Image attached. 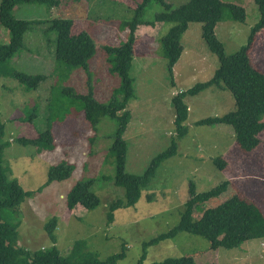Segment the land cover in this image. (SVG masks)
Returning <instances> with one entry per match:
<instances>
[{"label":"rangeland","instance_id":"1","mask_svg":"<svg viewBox=\"0 0 264 264\" xmlns=\"http://www.w3.org/2000/svg\"><path fill=\"white\" fill-rule=\"evenodd\" d=\"M221 1L241 7L245 13L244 23L224 21L215 26L214 34L222 43L224 53L231 55L246 43L259 13L252 0ZM136 2L138 0H59V5L53 8L19 4L12 11V15L21 20H71L72 32L86 31L95 48L88 64V86L79 68L70 71L63 67L57 76H50L55 66V34L49 32L42 40L41 29L36 27L32 33L25 34V49L15 54L10 67L28 75L50 77L36 90L26 92L15 79L0 76V117L6 143L3 167L8 179H16L25 192H30L17 214L20 223L17 247L31 252L50 248L53 244L44 226L54 218V246L62 256L69 254L75 242L82 241L86 251L99 260L122 250L124 258L118 264H137L142 255H145L143 264L182 256L192 257L195 264H264V239L247 241L232 250H210L205 239L179 233L172 239L144 247L179 223L189 199L190 182L197 193L229 182L220 196L192 208V220L232 196L255 204L264 218V130L258 135L259 144L246 153L236 145L231 127L195 125L201 119L220 117L235 109L228 91L211 87L197 95L186 96L188 116L183 125L187 133L181 139L175 137L172 96L208 81L218 67L217 57L201 38V24H190L181 37L183 51L173 67V84L160 45L161 37L171 24L141 26L135 32L129 71L134 97L127 106L131 119L123 135L127 144L125 170L141 176L151 160L172 141L177 151L156 169L150 183L140 189L134 206L111 208L113 202H125V190L111 181L112 158L107 155L116 123L103 118L96 131H92L83 119L81 102L75 96L91 91L96 101H109L120 80L116 73L110 72V55L106 48H115L127 41L129 31L122 28V23L132 18ZM166 2L176 8L188 0ZM158 12L161 7L151 3L144 20H153ZM8 41L9 33L0 25V44ZM250 60L264 73V30L256 37ZM47 128L53 134L54 147L50 152L38 153L33 145L16 143L20 137L34 139ZM90 138H94L92 143ZM215 158L226 162L223 170L213 164ZM62 161L73 166L70 177L45 185L49 167ZM86 181H91L90 190L98 197L99 204L92 210L79 205L68 209L67 193L77 182ZM108 215L112 217L110 224Z\"/></svg>","mask_w":264,"mask_h":264},{"label":"trees","instance_id":"2","mask_svg":"<svg viewBox=\"0 0 264 264\" xmlns=\"http://www.w3.org/2000/svg\"><path fill=\"white\" fill-rule=\"evenodd\" d=\"M79 1V0H76ZM257 6L258 21L250 29L246 43L238 51L226 55L222 43L214 34L215 26L224 21L235 23L245 22L244 10L234 4H225L221 0H188L185 4L173 8L166 0H138L132 9L133 16L122 23V28L129 31L128 39L115 48H106L110 55V72L116 73L120 83L113 90L107 103L96 101L91 91L86 95L75 96L81 102L84 121L92 131L101 119L108 118L116 123L109 147L108 158H112L114 186L125 190V202H113L111 208L132 207L139 197L140 189L147 186L153 178L156 169L167 159L176 155V143L172 141L169 147L157 154L141 176L126 172L127 144L123 138L131 114L127 109L128 103L134 97L133 80L129 75L134 56L136 42L135 32L141 26H154L157 23H168L171 27L160 39L162 56L166 60L168 76L173 84V67L179 60L183 47L181 37L188 30L190 24H201V38L208 49L217 57L218 67L213 76L206 82L197 83L192 88L181 91L172 96L175 127V137L181 139L187 133L183 124L187 120L188 107L184 103L186 96H194L206 89L215 87L228 91L234 100L235 109L220 117L204 118L195 123L197 126L226 125L231 127L234 140L243 152H250L259 144L258 135L264 130V73L257 70L250 60V51L256 41L258 33L264 30V0H252ZM135 3V2H134ZM157 3L161 12L155 14L153 20H144L147 7ZM19 4H39L50 8L57 7L59 0H0V25L9 33L7 44H0V76L15 79L24 91L36 90L39 84L52 75H58L61 68L68 70L79 68L85 74L88 86L90 82L89 60L95 48L92 37L84 30L74 34L73 21L62 18L50 20H21L12 15L13 9ZM39 27L41 38L47 34H55L53 58L54 70L50 76L42 74L28 75L10 67L11 60L18 52L25 49L24 36ZM68 90L69 89H65ZM50 118V117H49ZM4 123L0 117V264H118L124 258V253L112 255L105 260H99L95 254L86 251V245L77 241L70 248L67 256H62L54 246L56 238L55 219H51L44 226V230L53 244L31 252L17 247V235L20 223L17 218L19 207L30 192H25L16 179H8L3 167ZM92 143L94 138L89 139ZM16 143L22 146L33 145L38 153L53 150V134L47 128L36 138L20 137ZM213 164L223 170L226 162L222 158H215ZM73 171V166L67 162H60L50 166L45 185L67 180ZM229 182L224 181L206 192L197 193L194 185L188 186L189 199L185 203L179 223L168 232L161 234L147 243L148 247L159 242L174 238L179 233L199 236L209 243L210 250L238 248L251 240L264 239V218L259 209L250 201L232 196L214 208L202 212L200 217L192 220V208L200 202L220 196ZM91 181L77 182L67 193L65 205L72 209L77 205L92 210L99 204L98 197L90 190ZM108 223L112 222L108 215ZM144 256L137 264H143ZM153 264H195L192 257L182 256L167 258Z\"/></svg>","mask_w":264,"mask_h":264}]
</instances>
